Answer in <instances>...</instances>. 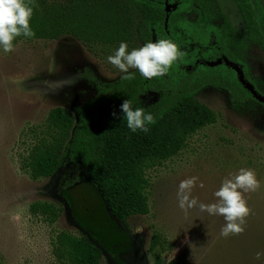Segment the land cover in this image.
Instances as JSON below:
<instances>
[{"label":"rangeland","instance_id":"1","mask_svg":"<svg viewBox=\"0 0 264 264\" xmlns=\"http://www.w3.org/2000/svg\"><path fill=\"white\" fill-rule=\"evenodd\" d=\"M217 2L244 31L236 3ZM255 2L264 9V0ZM117 49L90 48L71 36L20 42L10 53L0 47V264H58L53 242L61 232L89 235L104 251L102 264H156L157 254L162 264H264V258L255 259L264 252V107H236L225 91L201 93L218 122L192 136L177 156L147 171L150 213L132 218L128 226L109 217L91 188H68L77 177L68 168L54 178H31L27 159L50 112L72 111L91 100L99 85L117 81L123 73L108 61ZM249 64L254 76L264 80V51L254 48ZM241 168L253 170L261 182L258 191L245 194L253 214L243 235L221 237L222 216L179 208L182 180L198 177L204 188L197 185L192 196L210 204L222 181ZM36 202L55 204L62 215L51 224L31 213ZM154 236L165 241L164 250H151Z\"/></svg>","mask_w":264,"mask_h":264},{"label":"trees","instance_id":"2","mask_svg":"<svg viewBox=\"0 0 264 264\" xmlns=\"http://www.w3.org/2000/svg\"><path fill=\"white\" fill-rule=\"evenodd\" d=\"M233 1L244 31L232 24L217 0H35L30 25L36 35L18 37L15 46L71 36L90 48H119L124 42L131 51L161 36L185 55L162 77L146 79L132 69L134 79H122L123 73L117 81L99 85L86 104L72 111L53 109L27 159L31 178H54L68 168L77 176L68 188H91L117 224L128 226L132 218L148 215L147 171L177 156L192 136L218 122V114L200 99L205 89L227 92L239 108L264 107L256 98H264V80L254 76L249 64L254 48L264 51V9L255 0ZM125 100L133 110L143 108L156 118L149 132L128 128L120 107ZM62 211L48 202L31 206L33 215L51 224ZM164 244L154 236L151 250H164ZM53 254L58 264H102L104 251L85 233L61 232ZM156 264H162L160 254Z\"/></svg>","mask_w":264,"mask_h":264},{"label":"clouds","instance_id":"3","mask_svg":"<svg viewBox=\"0 0 264 264\" xmlns=\"http://www.w3.org/2000/svg\"><path fill=\"white\" fill-rule=\"evenodd\" d=\"M35 0H0V47L5 53L15 50L14 41L18 37L34 38L36 33L31 28L30 22L34 15ZM38 6V5H35ZM183 53L178 45L170 39H159L157 42H148L143 47L128 51V45L122 42L114 55L108 57L109 63L117 67L124 80L134 79V74L129 69H137L140 74L151 79L162 77L178 60ZM124 119L132 132L141 130L149 132L148 125H154L156 118L151 113H145L143 108L133 110L131 101L125 100L121 104ZM114 116L117 114L114 112ZM198 177L182 180L178 186V206L185 213L190 209L198 208L200 212L211 216H222L224 225L220 230V236H240L246 231L248 218L253 210L248 205L246 193L256 192L261 188V182L256 173L251 169L241 168L238 173L226 177L221 187L215 191L216 202L205 204L192 196L193 189L204 188L202 181L198 183ZM142 231L143 229H138ZM264 258V252L255 254L256 260Z\"/></svg>","mask_w":264,"mask_h":264},{"label":"water","instance_id":"4","mask_svg":"<svg viewBox=\"0 0 264 264\" xmlns=\"http://www.w3.org/2000/svg\"><path fill=\"white\" fill-rule=\"evenodd\" d=\"M249 88L251 89V87H249ZM256 98H257L260 102L264 103V98H261V97L258 96V95H256Z\"/></svg>","mask_w":264,"mask_h":264}]
</instances>
